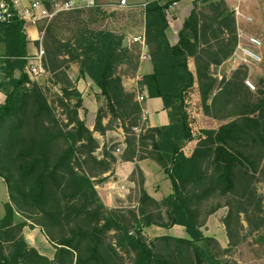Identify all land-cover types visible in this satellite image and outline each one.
<instances>
[{"label":"trees","instance_id":"trees-1","mask_svg":"<svg viewBox=\"0 0 264 264\" xmlns=\"http://www.w3.org/2000/svg\"><path fill=\"white\" fill-rule=\"evenodd\" d=\"M41 1L50 7L64 0ZM174 1L179 0H153L144 7L153 71L140 81L149 97L163 99L171 121L143 126L139 134L134 127L142 125V105L136 92L123 86L119 67L127 63L138 68L140 45L123 47L127 34L111 22L128 10L96 5L61 12L51 21L43 40L44 66L53 84H60L57 104L49 100V88L25 72L29 39L24 21L0 23V90L5 95L0 104V177L8 190L0 240L15 246L9 257L0 254V264H20L19 259L23 264H128L125 256L130 264H231L222 260L247 238L242 217L252 233L264 226L257 188L264 175V79L254 93L245 84L246 66L229 79L214 76L212 66L233 55L238 44L235 12L223 0H201L204 6L195 1L176 43L167 18ZM129 13L124 14L130 18L125 27L137 26ZM72 64L104 97L95 129L105 133L120 121L127 143L123 158H133L138 147L148 148L149 157L168 175L173 192L163 200L148 194L139 170L137 209L106 207L96 188L103 179L97 177L111 169L116 157L98 159L94 154L99 142L79 117L78 94L69 92ZM71 96L78 98L75 104ZM197 108L222 122L198 126ZM104 110L111 114L107 126L102 125ZM192 141L195 147L187 151ZM222 207L228 208L225 249L201 230ZM17 214L23 219L17 221ZM29 220L30 228L39 226L56 247L55 260L27 248L22 231ZM176 224L186 228L189 238L149 241L143 233L152 225Z\"/></svg>","mask_w":264,"mask_h":264},{"label":"crops","instance_id":"crops-1","mask_svg":"<svg viewBox=\"0 0 264 264\" xmlns=\"http://www.w3.org/2000/svg\"><path fill=\"white\" fill-rule=\"evenodd\" d=\"M31 0H21L22 4H27ZM77 5V8L89 7L87 0H73ZM97 5L105 6L108 10H112L116 7L128 10L123 15H132L137 21V26H132L131 28L125 27L128 17L125 15L120 18H116L114 21V28L123 30L129 37L128 47L132 48L130 38L137 34H142L145 32L143 23V11L145 5L153 0H127L126 6H121L120 0H95ZM198 1L199 6H204L201 0H179L178 4L167 11V18L174 33V42L178 41V32L183 26L184 20L189 16L192 9L194 8V2ZM228 8L232 11L236 7H239L241 15L236 17L237 30H238V44L233 55H231L222 64L217 66H212L211 70L218 80L229 79L233 76L234 72L242 67L246 66L248 69V74L245 78L250 79L252 82L260 84V81L264 79V0H223ZM122 13V12H121ZM128 15V16H129ZM236 16V15H235ZM252 17V21H248L247 17ZM25 30L29 39V55L36 52L40 42V30L39 26L25 25ZM253 35L260 38L263 42V46L257 48L255 45L251 44L248 40V36ZM243 48H248L259 52L262 54L261 61H253L249 56L245 54ZM138 68L134 70L132 66L127 63L122 64L119 67V72L122 75L123 86L128 91H135L136 98L142 93L145 94L146 99L141 102L143 113L146 114L145 127H160L163 125L170 124L169 110L165 107L163 99L161 97H149L148 91L145 87L140 84L142 75L150 73L153 71V64L151 61L141 62L138 59ZM193 67V64H192ZM69 79L71 81V87L69 92H75L78 94L81 100V105L78 108L79 117L85 121L88 128L93 131L94 137L99 142V147L94 152L98 159H108V154H113L116 157V161L112 162L111 169L97 177V179H103V181H98L96 183L97 191L109 209L117 210H129L137 209L140 200V182H139V170L144 175V187L148 194L157 201L163 200L165 197L173 192L172 183L165 173L161 165L155 161L153 158L149 157L146 151L150 150L145 147H138L137 155L133 158L124 159L123 154L127 149L126 134L121 125V122H116L112 127L107 129L105 133L95 129L97 115L101 107L105 106L104 97L101 95V90L96 86L94 81L88 77H82L79 72V67L76 64H72L69 70H67ZM52 75L51 73H48ZM19 72H17V76ZM52 77V76H51ZM43 82V83H42ZM40 82L41 84L48 86V91L55 88L54 91L60 96L62 94L60 89V84H53V82L46 83L44 80ZM247 92L248 90L245 89ZM47 91V92H48ZM5 99V95L1 94L0 103ZM78 98L75 96L70 97L71 104H75ZM196 117L198 121V126L201 127H218L222 121L207 117L202 113L201 108L196 110ZM203 119V120H201ZM111 120V114L104 110V116L102 120V125L107 126ZM202 121L212 122V126L202 125ZM143 131V129L141 130ZM140 131V132H141ZM140 132H137L139 134ZM195 141L189 142L186 147L187 151H191L195 147ZM120 147L121 151L116 152V148ZM112 148H115L112 150ZM5 201H3L4 203ZM227 207H222L218 209L214 214H212L207 223L202 227V231L205 236L213 238L219 244V248L225 249L229 246V238L227 236L226 229L222 230L220 236L215 234H209L206 232V226H212L213 216L216 215L221 209ZM227 214V212H226ZM4 215L3 211L0 212V219ZM226 215H224L225 217ZM18 221V219H17ZM20 221V220H19ZM27 227V226H26ZM26 227L22 231V235L26 234ZM37 227V226H36ZM36 227L33 229L35 230ZM32 229V230H33ZM38 229V228H37ZM42 232V236L32 239L24 236L26 238L28 249L34 248L42 256L49 258L51 261L55 260L57 249L50 242L46 234L39 227ZM111 231V234H114ZM144 235L149 241H154L156 238L160 237H171V238H189L186 228L183 225L176 224L170 228L152 225L146 227L143 231ZM114 241V240H112ZM0 254L9 257L14 250V243L10 241L0 240ZM174 242V241H171ZM35 243V245L33 244ZM235 255V254H234ZM233 255V257H234ZM232 256V255H230ZM235 261H230L231 264H245L237 258H233ZM237 259V260H236ZM20 264H23V260L19 259ZM226 259L222 260L225 262ZM250 264H254L253 259L249 261Z\"/></svg>","mask_w":264,"mask_h":264},{"label":"built area","instance_id":"built-area-1","mask_svg":"<svg viewBox=\"0 0 264 264\" xmlns=\"http://www.w3.org/2000/svg\"><path fill=\"white\" fill-rule=\"evenodd\" d=\"M88 6H96L95 0H87ZM121 6L127 5V0H120ZM178 1H174L173 4L167 10L170 11L171 8L175 7ZM77 9V5L73 0L56 1L50 7L46 6L41 0H31L27 4H22L21 0H0V23L10 22L15 18L23 20L25 25L39 26L40 30V42L38 49L35 53L30 54L26 59L28 60L25 66V72L29 75L32 80H38L41 76L47 75L49 72L44 66V58L46 51L43 45V40L45 36L46 29L51 21L61 12L70 11ZM236 17L241 15L239 7L234 9ZM248 21H252V17H247ZM42 24V29L40 25ZM248 40L251 44L255 45L257 48L263 46V42L260 38L250 35ZM131 44H139V59L141 62L151 61L152 55L149 52L148 44L146 42L145 33L134 35L130 38ZM243 51L247 56H249L253 61H261L262 54L254 50L243 48ZM1 78V72H0ZM245 84L252 90H256L257 86L249 78L245 80ZM2 91L0 90V98ZM146 99L144 93L140 94L137 98L139 102H143ZM1 104V103H0ZM147 117L146 114H142L141 126L134 127L136 132H140L145 124ZM120 152L121 148L118 147L115 150Z\"/></svg>","mask_w":264,"mask_h":264},{"label":"rangeland","instance_id":"rangeland-1","mask_svg":"<svg viewBox=\"0 0 264 264\" xmlns=\"http://www.w3.org/2000/svg\"><path fill=\"white\" fill-rule=\"evenodd\" d=\"M119 17L122 18L123 14H119ZM117 26V22L115 23ZM52 75L47 74L45 76H41L37 81L42 82L43 80L46 83H50L53 82L52 80ZM43 83V82H42ZM255 85L257 86V88L260 87V84L255 82ZM45 87H47L48 85L45 84ZM55 88H52V90L48 91L47 94L49 96V100L54 103L57 104L58 103V93H56L54 91ZM252 92H256L257 90H252L250 89ZM60 112H62L59 109ZM203 120V119H201ZM202 125H206V126H212L213 123L211 122H205L202 121ZM257 188H258V192L259 194L262 196L263 198V209H264V175L260 176V179L257 183ZM8 199V190H7V186L4 182V180L0 177V212L3 211V201H7ZM228 208H224L221 209L216 215L213 216L212 219V226H206L204 227L206 232L209 234H215L217 236H220L221 234L219 233L222 232L221 229L225 230V225L223 222L224 219V215H226ZM264 215V214H263ZM1 217V216H0ZM22 220L23 217L19 214L16 215V220ZM242 222L245 226V230H243V234H246L247 238L238 246L236 247H232L230 250V253L225 254L223 256V258H225L226 260L229 261H235L233 258H237L238 260L242 261L245 264H250L249 261L251 259H253L254 264H264V226L262 228H260L258 231L255 232H251L248 222L246 220H244V217H242ZM32 220H29V224H31ZM38 228V229H37ZM26 234L24 236H27L29 238L32 239V242L34 240V238H38L39 236H42V232L39 229V226L36 227V229L34 230L33 228H30V225L27 226L26 228ZM33 229V230H32ZM223 235V232H222ZM35 245V243H33ZM62 251L60 254L63 255ZM235 254V255H234ZM232 255V256H230ZM234 255V257H233ZM236 259V260H237ZM125 261L130 264V257L129 256H125Z\"/></svg>","mask_w":264,"mask_h":264},{"label":"water","instance_id":"water-1","mask_svg":"<svg viewBox=\"0 0 264 264\" xmlns=\"http://www.w3.org/2000/svg\"><path fill=\"white\" fill-rule=\"evenodd\" d=\"M128 45H129V37L126 36V37H124V39H123L122 46H123V47H127Z\"/></svg>","mask_w":264,"mask_h":264}]
</instances>
